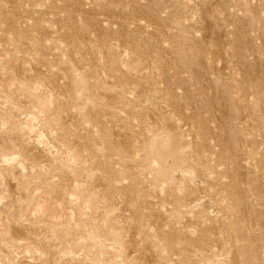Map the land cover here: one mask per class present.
Listing matches in <instances>:
<instances>
[{
	"label": "rangeland",
	"instance_id": "1",
	"mask_svg": "<svg viewBox=\"0 0 264 264\" xmlns=\"http://www.w3.org/2000/svg\"><path fill=\"white\" fill-rule=\"evenodd\" d=\"M0 264H264V0H0Z\"/></svg>",
	"mask_w": 264,
	"mask_h": 264
}]
</instances>
